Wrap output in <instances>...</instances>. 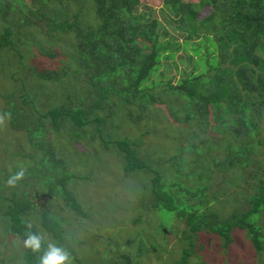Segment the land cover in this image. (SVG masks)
I'll return each mask as SVG.
<instances>
[{
	"label": "trees",
	"instance_id": "1",
	"mask_svg": "<svg viewBox=\"0 0 264 264\" xmlns=\"http://www.w3.org/2000/svg\"><path fill=\"white\" fill-rule=\"evenodd\" d=\"M13 2L14 0H0V49L14 48V38H22L21 29L28 30L29 33L36 22H46V33L57 41L60 39L59 34L70 33L76 40L73 43L76 53L65 56L69 73L61 71L63 63L55 61L40 72L35 71V68L32 70L33 76L40 82L60 83L67 92L66 99L63 100L65 103L59 102L42 111L33 101L21 95L23 104L33 105L32 112L15 109L11 102V107L3 112L12 127H19L26 132L30 146L36 150L45 149V135L48 132L55 134L62 131L73 141L82 136L93 137V133L86 131V128L94 127L104 148L108 149L109 145H113L119 152H123L125 172H154L156 176L151 179V194L145 196L144 203L148 204L146 200L152 199V209L157 212L165 211L170 215L174 213L185 224L186 234L183 238L188 241V248L182 250L181 258L168 264L186 263L193 246L191 239L198 232L216 235L222 240L221 245L227 248L232 242V232L241 229L247 233L256 255H262L264 232L259 225V218L264 213V179L259 180L257 190L246 198L247 209L240 213L237 210L226 218L219 208H211L219 200L215 192L209 191L218 174H225L230 170L242 171L250 164L251 157L257 150L264 147V0H197L196 3L161 0V7L168 13V19L185 40L176 45L177 41L161 37V34H169L160 31L156 21H146V30L152 36L151 42H148V52L138 47L139 24L144 18L135 15L140 0H84L86 7L81 4L72 14L62 9L58 13H50L54 4L65 7L68 0H40L42 7L35 10ZM204 8L209 9L208 15L198 19L199 12ZM86 12L91 14L93 23L86 21ZM194 38L196 41L188 40ZM161 39L162 42L159 41ZM21 43L28 44L30 41L22 39ZM180 49L190 52V56L185 57L190 60L191 69L187 73L182 71V78L175 84L172 79L164 81V87L168 91L183 99V106L177 105L171 111L173 114L183 112L185 122L196 121L204 129L207 127L203 124L204 119L212 113L214 128L221 133L219 143L211 141L203 149L192 147L188 143L178 148V155L168 158L176 163L181 154L194 152L197 158L193 161V167L196 168L185 174L180 165L168 168L166 172L158 170L161 166L150 168L138 158L137 152L130 148L128 142L105 140L103 132L114 121L109 122L107 115L101 113L112 112V106V113L118 118L124 113L125 119L141 120L142 115L149 112L152 102L155 103L154 94L147 90L151 77L158 71L160 59H172L174 52ZM49 55V58H60L56 52ZM19 58L23 60L24 56L20 55ZM78 79L83 81L85 89L77 86ZM112 94L117 97V102L111 100ZM82 95L85 97H81ZM74 96L78 100L75 106L72 99ZM82 104L87 105V110L82 109ZM98 111L100 112L96 113ZM8 113H11L10 118L6 115ZM120 124L118 122L116 127L120 128ZM106 135L110 137L111 133ZM60 151L53 141H49V147L46 148L48 158L44 166L47 163L50 166L51 180L46 185L44 195L51 199H61L69 210L88 218L89 213L81 208V204L66 187L72 179L82 177L68 171ZM220 153H223L222 158L214 157ZM202 159L204 160L200 162ZM27 174L34 176L36 171L30 170ZM164 176L166 180L162 182L161 177ZM185 178L191 179V186L186 185ZM20 183L21 181L16 185V192L10 195L0 194V208L2 206L7 219L6 233L24 243L26 233L41 234L44 238L45 231L57 246L71 254L72 264H89L88 260L78 259L69 245L71 242L68 240L72 237L66 234V221L59 215L35 206L37 192H18ZM150 196L153 198H148ZM35 212H38L37 219L41 229L27 223L26 217L35 215ZM132 215L127 214L126 222H121L124 224L116 230L109 223L107 226L110 232L98 233L99 237L108 239V244L116 255L113 263L107 261L101 264H138L145 242L136 243V252L132 253L124 248L132 245L133 241L120 235V231L124 232L130 227L132 218L134 225L142 222L141 216H137L139 214L132 212ZM46 248L45 239L39 253L23 245L19 253L23 264H39L38 258Z\"/></svg>",
	"mask_w": 264,
	"mask_h": 264
},
{
	"label": "rangeland",
	"instance_id": "2",
	"mask_svg": "<svg viewBox=\"0 0 264 264\" xmlns=\"http://www.w3.org/2000/svg\"><path fill=\"white\" fill-rule=\"evenodd\" d=\"M184 1L197 2V0ZM13 3L22 4L32 10L42 7L40 0H14ZM81 4L85 5L84 0L78 2L68 0L65 7L54 4L50 13H58L62 9L72 14L79 9ZM161 5V0H140L136 7L135 15L144 17L140 20L138 30V47L144 52H148V42L152 40L151 34L146 30V21H156L159 30L169 34V36L161 34V37L177 41L176 45L185 40L174 28L173 22L168 19V13L162 9ZM208 13L209 9H202L198 14V19L206 17ZM85 16L87 22H94L90 13L86 12ZM35 25L29 33L28 30L21 29L22 38L18 40L14 38V48L0 49V115H3V112L11 107L9 102L15 109L32 112L33 105L23 104L21 95H25L27 100L33 101L35 106L42 111H46L66 99L67 92L60 83L40 82L33 76L32 70L35 68V71L40 72L51 66L52 61H55L63 63L65 67L62 65L60 70L69 73L70 69L65 65L67 62L65 56L69 53H76L73 45L76 40L70 33L59 34L60 39L57 41L52 35L46 33V22H36ZM22 39H29L31 45L30 43L22 44ZM188 40L196 41L195 38ZM159 41L162 42L163 39ZM171 47L175 48V46ZM55 52L60 55V58H49V54ZM189 54V51L185 52L180 49L174 52L172 59H160L158 71L151 77L147 90L154 94L155 103L152 102L149 112L143 114L141 120L125 119L124 113L118 118L112 113V106L110 107L112 112L101 111L107 115L109 122L114 121L103 132L102 137L105 140L128 142L130 148L137 152L140 160L145 161L150 168L161 166L162 168L158 170L163 172L177 165L183 167L184 174L196 168L193 167V161L197 158L194 152L181 154L176 163L168 160L169 157L178 155V148L189 143L192 147L203 149L211 141L219 143L221 140V133L214 128L212 113H209L208 118L204 119L203 124L207 126L204 129L196 121L185 122L183 112L173 114L171 111V109H176L177 105L183 106V99L168 91L164 87V81L172 79V83L175 84L182 78V71L187 73L191 69L190 60L185 57ZM20 55L24 56L23 60H20ZM76 84L82 89L86 88L81 79H78ZM69 90L71 92V88ZM81 97H85V95ZM72 99L75 101L74 106L78 104L76 96ZM111 100L118 101L114 94L111 95ZM111 103L117 107L112 101ZM67 104L70 103L67 101ZM81 106L82 109L87 110L86 104ZM118 122L121 123L120 128L116 127ZM86 131L93 133V137L82 136L76 141L68 139L62 131L55 134L48 132L45 135L47 143L45 149L36 150L28 143L26 132L19 127H12L8 119L5 118L4 123L0 124V194L10 195L14 191L16 192V186L9 187L6 182L20 168H25L27 170L25 178L19 184L17 191L37 192V195L41 194L40 197H43V194L46 193V185L51 180L50 166L48 163L46 167L44 166L48 158L46 148L49 147V141H53L61 150L60 154L68 171L82 177L72 179L70 183L66 184V187L76 197L81 208L90 216L83 218L69 210L61 199H51L48 196L37 201L34 200V205L59 215L66 221L64 223L67 229L66 234L72 237L68 242H71L69 245L72 246L78 259L88 260L89 264H101L107 261L113 263L116 255L112 246L108 244L107 238L99 237L98 233L110 232L111 230L107 226L109 223L113 226V230H116L122 224L121 222H126V215H132V212H135L136 215L139 214L137 216H141L142 222L138 225L132 224L134 218L132 215L133 218L129 222L130 227L124 232L120 231V235L133 241L132 245L124 248V250L129 249L132 253L136 252V243L145 242V247L139 254L138 264H168L181 258L182 250L188 248V241L183 238L186 234L184 233L185 224L177 219L174 213L170 215L165 211L157 212L152 209L151 203L154 200H146L149 206L144 203L145 196L151 194V179L156 174L149 170L125 172L123 152H119L113 145H109L108 149L104 148L94 127H87ZM109 132L111 133L110 137L106 135ZM262 138L264 144V123L262 124ZM257 151L245 169L242 171L230 170L225 174H218L215 182L211 185L209 192H215L219 200L218 203H213L211 208H219L224 218L237 210L239 213L246 210L248 207L246 198L257 190L259 180L264 179V147ZM29 154L32 156L29 157ZM218 156L222 158L223 153L214 157L218 158ZM30 170H35L36 174L28 175L27 172ZM161 178L162 182L166 180L165 176ZM190 181V178H185L187 186L192 185ZM35 215L27 216V223L29 226L41 229L37 219L38 212H35ZM6 225L7 219L1 206L0 264H23L19 253L22 251L24 243L16 237L8 235ZM97 225L98 227H96ZM259 225L264 232V213L259 218ZM43 235L46 247L48 243L57 246L49 234L43 231ZM191 240L193 246L189 250L190 256L185 264H264V252L257 256L248 240L247 233L241 229H235L232 232V242L227 248L221 245L222 240L209 232H198L193 235ZM151 245H154V248H151Z\"/></svg>",
	"mask_w": 264,
	"mask_h": 264
},
{
	"label": "clouds",
	"instance_id": "3",
	"mask_svg": "<svg viewBox=\"0 0 264 264\" xmlns=\"http://www.w3.org/2000/svg\"><path fill=\"white\" fill-rule=\"evenodd\" d=\"M8 118L11 113L6 114ZM5 117L0 115V124L4 123ZM26 169L20 168L15 174L11 175L7 180L9 187H15L18 182L22 181L26 175ZM24 245L26 248L31 249L35 253L41 252L43 236L41 234L28 232L26 233ZM39 264H72L71 254L63 247L56 246L55 244L48 243L46 250L38 258Z\"/></svg>",
	"mask_w": 264,
	"mask_h": 264
},
{
	"label": "flooded vegetation",
	"instance_id": "4",
	"mask_svg": "<svg viewBox=\"0 0 264 264\" xmlns=\"http://www.w3.org/2000/svg\"><path fill=\"white\" fill-rule=\"evenodd\" d=\"M37 194H38V193H37ZM40 195H41V194H40ZM40 195H37V196H38V199H42V198H44V197H47V196L44 195V194H43V195H44L43 197H40ZM37 196H36V197H37Z\"/></svg>",
	"mask_w": 264,
	"mask_h": 264
}]
</instances>
